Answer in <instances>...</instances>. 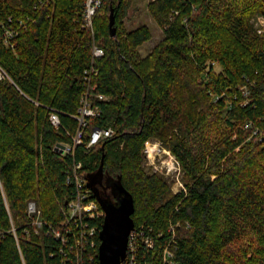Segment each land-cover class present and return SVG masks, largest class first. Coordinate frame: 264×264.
Wrapping results in <instances>:
<instances>
[{
	"label": "trees",
	"instance_id": "1",
	"mask_svg": "<svg viewBox=\"0 0 264 264\" xmlns=\"http://www.w3.org/2000/svg\"><path fill=\"white\" fill-rule=\"evenodd\" d=\"M84 4L0 0V33L10 18L25 22L15 48L0 40L8 74L0 81V264H79L73 239L39 229L29 203L64 232L74 160L88 177L103 155L105 179L132 193L135 226L155 239L141 264H172L163 257L171 224H179L175 264H264V34L253 22L264 16V0H152L148 10L164 37L145 57L139 47L153 33L146 24L126 29L132 0H105L94 17L104 49L95 60ZM92 66L97 73L88 80ZM87 92L101 115L90 119L73 157L56 146L73 142ZM53 110L60 127L50 120ZM96 126L115 133L87 149ZM152 139L180 161L186 190L175 193L146 170ZM84 258L99 264L97 252Z\"/></svg>",
	"mask_w": 264,
	"mask_h": 264
},
{
	"label": "built area",
	"instance_id": "2",
	"mask_svg": "<svg viewBox=\"0 0 264 264\" xmlns=\"http://www.w3.org/2000/svg\"><path fill=\"white\" fill-rule=\"evenodd\" d=\"M51 0H40V3L49 2ZM105 0H85L84 4V18L86 25L91 28L93 35V60L104 55V49L96 43L95 31H94V17L98 14ZM39 7V4L36 5ZM9 25L4 27V31L0 33V40H2L6 46L15 48L14 38L19 34V27L24 26L23 19L17 21V25H13L12 18L9 19ZM96 68L92 66L91 70H86L88 74L87 79L91 80L90 73L96 72ZM8 77L6 70L0 65V81ZM247 95V93H246ZM98 99L105 100L107 96L104 94L98 95ZM101 115V109L94 104L87 92L82 98V106L79 108L78 114L75 118L79 121V127L72 136L73 142L71 144H64L65 148L62 153H71L73 157L76 154V147L84 142L86 137V130L89 127L90 119H96ZM50 120L55 127L61 126V119L56 111L50 113ZM115 130L110 127H98L96 126L90 136L89 141L86 144L87 149H91L98 145L101 141L108 137H112ZM144 153L146 159L153 165H157V160L161 162V166L166 169L168 174H172L176 177L174 183V192H180L186 190L185 185L180 182V178L183 174L180 161L171 152V150L165 148L159 140H148L145 144ZM83 163L81 161L74 160L72 171L68 174L67 181L72 184L73 194L70 201L67 202L65 208V214L67 221L64 222L65 230L54 228L51 224H46L43 220H35L34 224L40 229L44 226H49L50 231H53L55 237L62 239L67 243L69 238L73 239L72 247H75L77 251L79 264H85V254L88 252H97L99 255V246L101 243L99 233L101 226H99V220L105 217L100 203L96 199L91 188L88 187V179L82 174ZM38 212L35 202L29 203V213L35 214ZM179 224H171L170 231L174 234L172 237V245H169L164 250V260L175 264L173 260L174 251L178 245L175 240L176 227ZM152 231V229H149ZM68 234V236H67ZM155 247L154 237L148 233L144 227H136L131 231L128 241V250L126 259L122 264H141L140 255L143 248L153 249ZM84 258V259H83ZM94 261V256L89 257ZM99 261V259H98Z\"/></svg>",
	"mask_w": 264,
	"mask_h": 264
},
{
	"label": "water",
	"instance_id": "3",
	"mask_svg": "<svg viewBox=\"0 0 264 264\" xmlns=\"http://www.w3.org/2000/svg\"><path fill=\"white\" fill-rule=\"evenodd\" d=\"M109 31L112 37L117 35L116 16L111 6L109 15ZM65 145L58 143L56 150L62 152ZM88 187L92 189L96 199L105 212L99 237V264H122L127 256L128 241L131 231L135 228L133 214L135 212V200L132 193L119 181L113 178L105 179L104 155L97 171L88 177ZM107 180V186L104 185ZM99 186L107 189L112 187L111 194H105Z\"/></svg>",
	"mask_w": 264,
	"mask_h": 264
},
{
	"label": "rangeland",
	"instance_id": "4",
	"mask_svg": "<svg viewBox=\"0 0 264 264\" xmlns=\"http://www.w3.org/2000/svg\"><path fill=\"white\" fill-rule=\"evenodd\" d=\"M151 1L152 0H132V7L129 11L127 18L125 19V27L127 30H132L143 24H146L150 27L153 33L152 38L139 47V53L141 57L147 56L164 37L163 28L156 22V20L153 18V16L150 14L148 10V4ZM253 22L255 26L258 28L259 33L264 34V16L260 14L255 16L253 18ZM217 67L219 66L217 65ZM146 170L150 171L151 173L152 172L158 173L163 177H165L168 183L171 185L172 190L174 191V183L176 182V177L174 178L172 174H168L166 169L161 166V162L159 160H157V165H153L149 162V160H146ZM183 174L180 178V182L184 184ZM41 214L42 213L40 209H38V212L34 214L35 215L34 220L36 221L42 220Z\"/></svg>",
	"mask_w": 264,
	"mask_h": 264
},
{
	"label": "flooded vegetation",
	"instance_id": "5",
	"mask_svg": "<svg viewBox=\"0 0 264 264\" xmlns=\"http://www.w3.org/2000/svg\"><path fill=\"white\" fill-rule=\"evenodd\" d=\"M104 185H105V186L108 185V184H107V180H104ZM105 186H104V187L99 186L100 190H103V192H104L105 194H111L112 187H108V188L106 189ZM111 195H112V194H111ZM112 198H113L114 200H116L114 195H112Z\"/></svg>",
	"mask_w": 264,
	"mask_h": 264
}]
</instances>
